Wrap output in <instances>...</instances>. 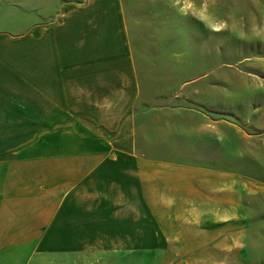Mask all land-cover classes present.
<instances>
[{
    "label": "rangeland",
    "instance_id": "374dc122",
    "mask_svg": "<svg viewBox=\"0 0 264 264\" xmlns=\"http://www.w3.org/2000/svg\"><path fill=\"white\" fill-rule=\"evenodd\" d=\"M100 1L121 6L134 59L151 237L147 251L135 238L130 252L86 258L264 264V0ZM67 2L89 0H22L0 34L57 22Z\"/></svg>",
    "mask_w": 264,
    "mask_h": 264
},
{
    "label": "crops",
    "instance_id": "0c3cea01",
    "mask_svg": "<svg viewBox=\"0 0 264 264\" xmlns=\"http://www.w3.org/2000/svg\"><path fill=\"white\" fill-rule=\"evenodd\" d=\"M100 2L0 34V264H119L86 256L130 252L135 238L149 249L134 59L121 6ZM21 7L0 0V14Z\"/></svg>",
    "mask_w": 264,
    "mask_h": 264
}]
</instances>
